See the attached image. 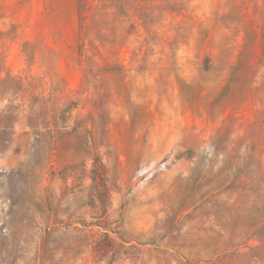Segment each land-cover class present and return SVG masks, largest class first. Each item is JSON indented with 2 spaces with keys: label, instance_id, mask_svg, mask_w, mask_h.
<instances>
[{
  "label": "rangeland",
  "instance_id": "rangeland-1",
  "mask_svg": "<svg viewBox=\"0 0 264 264\" xmlns=\"http://www.w3.org/2000/svg\"><path fill=\"white\" fill-rule=\"evenodd\" d=\"M0 264H264V0H0Z\"/></svg>",
  "mask_w": 264,
  "mask_h": 264
}]
</instances>
